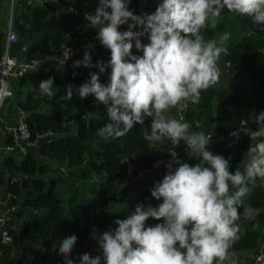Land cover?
<instances>
[{"label": "trees", "instance_id": "trees-1", "mask_svg": "<svg viewBox=\"0 0 264 264\" xmlns=\"http://www.w3.org/2000/svg\"><path fill=\"white\" fill-rule=\"evenodd\" d=\"M58 1L59 8L49 2L33 5L28 0H16L13 25L18 42L10 46L9 54L17 56L25 49L28 61L42 65L52 57L55 58L52 61L58 64L57 70L41 66L38 71L25 75L31 90L19 106L28 113L26 120L32 144L43 135L54 136L39 146L32 145L24 155L9 156L5 161L10 174L8 204L18 208L10 213L11 218L21 220L22 225L20 233L9 226L12 240L0 244V264H63V259L57 255V242L71 235L78 237L73 258L85 252L100 255L97 242L91 239L94 226L102 233L110 226L115 227L113 222L116 219L130 215L137 204L156 206L160 203L151 197L152 187L126 179L124 176L133 171L129 168L125 171L122 166L129 164L137 171L147 169L170 149V142L153 145L144 140V132L150 130L149 120L144 125L134 126L120 138L104 140L97 131L108 122L105 106L93 97L81 100L73 96L71 102L64 100L68 84L79 86L90 78L88 69L83 66L74 68L73 62L82 60L85 51L92 53L93 64L106 62L110 52L96 39L97 29L91 28L84 20V14L96 8L97 0ZM158 3L159 0H132L130 8L135 14H151ZM64 10L73 12L71 15L76 27L67 25L65 28L62 25L59 17L62 13L67 14ZM88 26L87 30L83 29ZM120 30H127V25L121 26ZM223 32H230L232 38L227 45L229 55H222L218 61L222 70L220 81L201 92L198 104L188 103L184 120L191 124L192 131L203 130L206 134L217 131L219 135L212 137L209 150L225 158L231 156L230 170H235L250 145L248 136L240 137L238 142L227 136L239 127L242 119H247L241 113L243 98L249 99L255 113L264 110V31H259L251 18L237 16L225 9L215 26L209 22L202 34L208 40ZM67 34L77 37V45L81 48L74 54L70 65L61 64L57 59L67 42ZM142 42L147 43V40L142 38ZM4 43L5 35L0 29V59ZM133 51L136 52L135 49ZM49 77L54 79L55 94L45 97L40 92L39 83ZM107 79L106 71L101 80L106 83ZM237 83H240L239 90H242L241 86L246 87L244 97L239 95ZM68 110L72 115L70 123ZM171 115L178 117L176 108L171 110ZM250 124L256 126L255 120ZM193 156L185 154L180 159L192 165L199 163ZM52 165L62 166L70 176L54 173ZM120 172L124 173L123 183L117 180ZM13 178L16 180L11 182ZM252 189L240 210L238 223L241 228L231 249L235 253H258L260 250L264 213L257 214L250 222L251 229L242 233L246 226L244 210L264 207V181L257 178ZM119 196V202L114 206ZM147 223L156 221L150 219ZM54 244L56 251H53Z\"/></svg>", "mask_w": 264, "mask_h": 264}, {"label": "clouds", "instance_id": "clouds-1", "mask_svg": "<svg viewBox=\"0 0 264 264\" xmlns=\"http://www.w3.org/2000/svg\"><path fill=\"white\" fill-rule=\"evenodd\" d=\"M131 2L97 0L94 11L84 14L110 56L93 64L92 53L85 51L82 60L74 61L73 67L88 69L90 78L79 86L68 84L64 100L93 97L105 106L108 122L97 131L104 140L120 138L149 120L144 140L153 145L170 142L167 173L150 189L160 203L137 204L130 215L116 219L115 227L102 233L94 226L91 239L100 255L85 252L73 258L76 235L57 242V255L63 264H238L231 249L241 228L240 210L257 178L264 181V110L255 113V130L241 121L230 133L234 142L242 133L252 141L243 168L235 170H230L231 156L209 150L212 134L192 131L191 124L175 118L171 110L198 104L201 92L220 81L218 61L229 55L232 34L206 40L202 30L209 22L214 27L227 9L251 18L264 31V0H159L151 14H135ZM124 25L127 30L121 31ZM70 56L68 49L67 59ZM54 88L52 77L39 83L49 97ZM181 142L199 163L178 157L173 149ZM244 211L246 218H254L253 209ZM150 219L156 223L148 224Z\"/></svg>", "mask_w": 264, "mask_h": 264}, {"label": "built area", "instance_id": "built-area-1", "mask_svg": "<svg viewBox=\"0 0 264 264\" xmlns=\"http://www.w3.org/2000/svg\"><path fill=\"white\" fill-rule=\"evenodd\" d=\"M47 1L54 2V0H44L40 1V3L44 5ZM14 3L15 0H11V12L9 15L8 31L6 35L5 54L0 59V122H3V106L5 102L13 96L12 88L10 87L11 77L13 75L23 77L29 72L34 71L39 66V63L36 61L20 63L16 57L9 54L10 46H12L18 41V35L13 25V19L15 16ZM54 3L58 4V0H56V2ZM77 40V37H75L73 34H67V42L64 46H62V53L59 57H57L60 63H63L64 65H70L72 63L74 54L78 50ZM68 49L71 50V56L67 59ZM226 65L228 66L229 63L227 62ZM187 105L183 108H176L178 119L181 117L184 118V113L187 109ZM16 109L20 114V118L15 122L6 123L4 125L5 132L10 138V142L7 146V149L15 151L20 155H24L34 144H32L31 142V133L29 131L27 120L25 117H23L24 112L21 110L19 105L16 106ZM241 121L245 122V126L247 128L253 130L256 129V126H252L247 119H242ZM232 131H230L227 136L228 138L235 140V138L230 135ZM208 134H212V137H216L219 135L217 131ZM245 136L247 135L242 133L240 137ZM169 150L165 151V154H162L157 160H155L151 167L142 171H137L133 169L129 164L122 166L123 168H125V171L126 168H129L136 174V176L134 177L132 174L133 172L129 173V180L131 182H140L144 186L146 185L147 187H152L154 183L157 182L158 178L162 177L164 173H167L166 165L172 159V157L168 153ZM173 150L176 151L179 158L181 155L183 156L185 154L188 156L194 155L191 151H189L187 146L183 144V142H181V144L175 147ZM154 175L155 177L152 178ZM15 180L16 179L13 178L11 182ZM16 208V206H8V212H6L2 207H0V244L10 243L12 240V235L10 233L8 224V213L14 211ZM248 264H264V250H260L258 253H256Z\"/></svg>", "mask_w": 264, "mask_h": 264}, {"label": "crops", "instance_id": "crops-1", "mask_svg": "<svg viewBox=\"0 0 264 264\" xmlns=\"http://www.w3.org/2000/svg\"><path fill=\"white\" fill-rule=\"evenodd\" d=\"M28 1H29V3H31L33 5H35V4L43 5L38 0H28ZM47 2L52 3L54 5H58L57 6L58 8L60 7L59 6V1H58V4H55L53 1H47ZM15 6H16V0H15V3H14V8H15ZM0 10H1L0 29L3 31V33L5 35L4 52H3V56H4V54H5V44H6V35H7V31H8L9 15H10V12H11V0L2 1L1 4H0ZM65 11L66 10H64V12ZM71 13H73V12H71ZM71 13H69V15L68 14L64 15L63 13L60 14L59 20L62 23V25L65 26V28L67 27V25L75 26V22L72 19ZM67 16L70 18L69 21H70L71 24H64L62 22V20L65 19ZM88 28H89V26L85 27L83 29L87 30ZM78 49L80 50L81 48L78 47ZM24 50L25 49L21 50L22 53L20 52L17 56H14L16 58H18V56H19V60L18 61L20 63L28 62V60L26 59ZM52 60H55V58H52V57L48 58L45 61V63H43L42 65L39 64V66L34 71H38L41 66H50L51 63L55 65V70H57L58 69V64L57 63H53ZM61 64H63V63H61ZM65 73H67V71ZM247 78L248 77L246 76L245 79H247ZM243 83H244V81H243ZM238 86H240V83H237V89H238ZM10 87L12 88L13 96L10 97L5 102V104L3 106V111H2L3 122H0V180L2 181V183L0 184V207H2L6 212H8V206H9L8 201H9V198H10L9 192L7 190V182L9 180L10 174H9L8 169L5 166V161H6V159L9 156H17V155H20V154H18L15 151H11V150L7 149V146L9 144V142H8L9 136L5 132L4 125L6 123L15 122V121H17L20 118V114L17 111L16 106L19 105V102L23 101L26 98L27 94L31 90V86L27 82L25 76L19 77V76L13 75L11 77V79H10ZM240 88H242V90L238 89V93H239V95L241 97H244L245 94H246V87L245 86H241ZM53 92L55 94L54 89H53ZM41 94L43 96H45V97H49V96L45 95L43 92H41ZM241 110H242L241 113L244 116H247V119H248L249 122L255 120V112H254V110L252 108V105L250 104L249 99L243 98L242 103H241ZM23 112H24L23 117L27 118L28 113L25 112V111H23ZM66 113H67L68 123H70L71 122V118H72L71 112L68 110ZM53 136H54L53 134L43 135L36 141V143H34V145L39 146L43 142H45L47 140H50ZM249 142L252 143V141L250 140V137H249ZM244 153H243L242 158H241L240 163H239V167L241 169L243 168L244 162H245V159H246L244 157ZM52 167H53V172L54 173H59V172L63 173L64 172L63 174H66L67 176H70L68 170L64 169L62 166L52 165ZM123 176H124V173H120L119 175H117V180H119L120 183L124 182V180L122 179ZM124 177L126 179H129V175H126ZM120 197L121 196H119V198H117V200L114 202V206L119 202ZM98 209H99V206L97 205L96 206V211H98ZM253 210H254V213H255L254 218L257 216V214H259L261 212L264 213V207L258 208V209H253ZM10 213L11 212L8 213L9 226H10L11 230H13L14 232L20 233L21 232L22 222H21V220L15 218V217L11 218V214ZM245 218H246V216H245ZM11 219H12V224H10V220ZM253 219L246 218V226H245V228H243L242 233H244L245 231H248V230L251 229L250 228V222ZM260 237H259L260 250H264V232H260ZM232 252H234V251H232ZM255 254L256 253H252V252H248V251L235 253V255H236L237 259H238V264H248L252 260V258L254 257Z\"/></svg>", "mask_w": 264, "mask_h": 264}, {"label": "rangeland", "instance_id": "rangeland-1", "mask_svg": "<svg viewBox=\"0 0 264 264\" xmlns=\"http://www.w3.org/2000/svg\"><path fill=\"white\" fill-rule=\"evenodd\" d=\"M66 12H67V14L69 15L70 11H69V10H66ZM69 20H70V18L67 16L65 19L62 20V22H63L64 24H71ZM75 27H76V26H75ZM53 63H55V62H53ZM59 65H60V64H59ZM50 66L53 67V68L55 69V65H54V64L51 63ZM220 78H221V77H220ZM123 170H124V169H123ZM120 173H121V172H120ZM120 173H119V174H120ZM119 174H118V175H119ZM132 174H133L134 177L136 176V174H135L134 172H133Z\"/></svg>", "mask_w": 264, "mask_h": 264}, {"label": "water", "instance_id": "water-1", "mask_svg": "<svg viewBox=\"0 0 264 264\" xmlns=\"http://www.w3.org/2000/svg\"><path fill=\"white\" fill-rule=\"evenodd\" d=\"M28 44H30V42H28ZM21 53H22V51H21ZM17 60H19V56H18Z\"/></svg>", "mask_w": 264, "mask_h": 264}]
</instances>
